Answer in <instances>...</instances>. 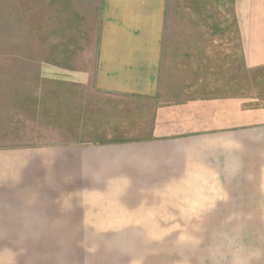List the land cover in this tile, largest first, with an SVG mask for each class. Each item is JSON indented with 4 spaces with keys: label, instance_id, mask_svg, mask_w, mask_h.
<instances>
[{
    "label": "crops",
    "instance_id": "obj_1",
    "mask_svg": "<svg viewBox=\"0 0 264 264\" xmlns=\"http://www.w3.org/2000/svg\"><path fill=\"white\" fill-rule=\"evenodd\" d=\"M83 4L8 22L0 264H264V0Z\"/></svg>",
    "mask_w": 264,
    "mask_h": 264
},
{
    "label": "rangeland",
    "instance_id": "obj_2",
    "mask_svg": "<svg viewBox=\"0 0 264 264\" xmlns=\"http://www.w3.org/2000/svg\"><path fill=\"white\" fill-rule=\"evenodd\" d=\"M85 7L89 0H80ZM41 0H0V46L3 44L1 51L6 52V45H8V22L10 27L21 26L25 20H29L32 24H38V11L40 10ZM182 3L177 7L182 8ZM86 8V7H85ZM20 20V21H19ZM13 21L18 24L13 25ZM14 31H12L11 38H13ZM35 39L34 35H32ZM2 53V52H1ZM233 261V260H232ZM231 263V260L228 261Z\"/></svg>",
    "mask_w": 264,
    "mask_h": 264
}]
</instances>
